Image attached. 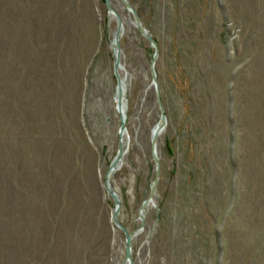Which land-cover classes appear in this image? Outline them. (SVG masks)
Wrapping results in <instances>:
<instances>
[{
	"label": "rangeland",
	"instance_id": "rangeland-1",
	"mask_svg": "<svg viewBox=\"0 0 264 264\" xmlns=\"http://www.w3.org/2000/svg\"><path fill=\"white\" fill-rule=\"evenodd\" d=\"M0 0V264H264V0ZM128 264V262H127Z\"/></svg>",
	"mask_w": 264,
	"mask_h": 264
},
{
	"label": "water",
	"instance_id": "water-1",
	"mask_svg": "<svg viewBox=\"0 0 264 264\" xmlns=\"http://www.w3.org/2000/svg\"><path fill=\"white\" fill-rule=\"evenodd\" d=\"M122 3L124 4V6L126 7V9L128 11H130L133 15V23L136 25V27L138 28L139 32L144 35L145 37H147L151 44L153 45V47L155 48V52L153 54V64H152V69H153V83L154 85L157 87V92H158V96H159V101H160V108H161V116H160V120L159 122L155 125V127L153 128L152 131V151H153V156L154 159L157 163V174L155 177V180L152 184V189L150 192V195L145 198L139 208L138 214L139 217L141 219V224L140 226L137 228L138 230H141L143 227V219H144V214H145V210H147V206L149 205V203L151 201H153L154 199V195H155V191L157 188V184L159 181V156H158V150H157V145H158V137L159 135L163 132V130L165 129L166 125H167V114L165 111V108L163 106L162 100H161V94L158 88V82H157V74L155 71V61L156 58L158 56L159 53V46H158V42L157 40L153 37V35H151V33L149 32V30L147 28L144 27L141 18L139 16V14L137 13V11L135 10V8L130 4V2L128 0H121ZM105 5L108 9H110V3L108 0H104ZM116 19H117V28L114 32V37H113V45H114V55H115V60H114V74L116 76L117 79V83H116V90L115 93L118 95L117 97V103H116V108L117 109H121L122 106V85H121V80L118 77V68L122 66L121 62H120V43H119V38L120 35L122 33V21L119 15L116 14ZM126 131V119H125V115H121L120 116V125H119V144H118V150L116 152V155L114 156V158L112 159L110 166L108 168V171L106 173L105 176V180H104V187L107 190V192L109 193V195L112 197L113 201H114V207H113V211H112V220L114 221V223L120 227L122 229V231L125 234V258H124V262H128V264H133L132 263V259H131V239H132V235L133 233H129L127 231V229L119 222L118 220V212H119V208H120V199L117 195V193L114 191V189L111 186V181H110V177L112 175V173L120 166L123 155H124V149L121 143V135L122 133Z\"/></svg>",
	"mask_w": 264,
	"mask_h": 264
},
{
	"label": "bare ground",
	"instance_id": "bare-ground-1",
	"mask_svg": "<svg viewBox=\"0 0 264 264\" xmlns=\"http://www.w3.org/2000/svg\"><path fill=\"white\" fill-rule=\"evenodd\" d=\"M123 71H124L123 66H121V67L118 68V77H119V79L121 80L122 91H123V92H122V106H121V109H118V110H119V113H120L121 115H125V119H126V100H125V97H126V74H123ZM117 97H118V95L116 94V95H115L116 103H117ZM125 134H127L126 131H124V132L122 133V135H121V143H122L123 149L125 150V151H124V154H125V153L127 152V150H128V147H126V144H128V142L126 143V141L123 139V138H125ZM157 150H158V145H157ZM118 168H119V167H118ZM118 168H117V169H118ZM153 201H154V199H153ZM153 201H151V202L149 203V205L152 204ZM149 205H148V206H149ZM126 264H127V262H126Z\"/></svg>",
	"mask_w": 264,
	"mask_h": 264
}]
</instances>
